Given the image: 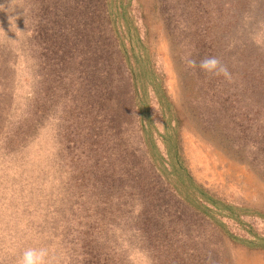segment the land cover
Returning a JSON list of instances; mask_svg holds the SVG:
<instances>
[{
	"label": "rangeland",
	"instance_id": "374dc122",
	"mask_svg": "<svg viewBox=\"0 0 264 264\" xmlns=\"http://www.w3.org/2000/svg\"><path fill=\"white\" fill-rule=\"evenodd\" d=\"M28 247L264 264V0H0V264Z\"/></svg>",
	"mask_w": 264,
	"mask_h": 264
},
{
	"label": "clouds",
	"instance_id": "9594fccd",
	"mask_svg": "<svg viewBox=\"0 0 264 264\" xmlns=\"http://www.w3.org/2000/svg\"><path fill=\"white\" fill-rule=\"evenodd\" d=\"M187 64L190 68H198L200 71L212 76H222L231 81L232 73L218 57L209 56L201 59L199 63L189 58ZM19 264H57L56 257L46 247H28L24 249L19 257Z\"/></svg>",
	"mask_w": 264,
	"mask_h": 264
}]
</instances>
